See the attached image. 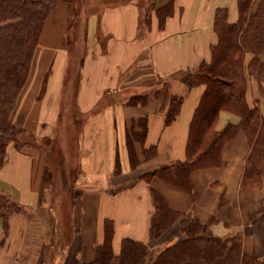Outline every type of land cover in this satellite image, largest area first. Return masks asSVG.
<instances>
[{"label": "crops", "instance_id": "obj_1", "mask_svg": "<svg viewBox=\"0 0 264 264\" xmlns=\"http://www.w3.org/2000/svg\"><path fill=\"white\" fill-rule=\"evenodd\" d=\"M169 2L174 4V13L160 28L156 10ZM82 5L78 17L70 2L59 4L51 13L12 114V121L27 134L53 137V120L60 117L62 80L70 66L64 40L76 17L77 39L86 48L76 69L73 98L75 116L83 118L76 140L79 165L75 166L80 171L70 183L67 178L72 177L73 168L65 175L59 173L60 190L66 193L68 184L72 190L64 204L63 199H54L55 178L46 164L50 152L33 144L8 147L0 162V194L20 205L21 211L11 215L7 231L0 219V264L90 263L104 242L106 220L114 223L116 254L126 238L150 244L155 211L151 188L183 214L161 243L182 238V220L197 217L218 237L239 236L245 251L264 262V174L259 190L242 188L250 154L244 132L224 146L220 167L193 173V195L158 178L150 183L142 179L146 173L186 159L190 124L205 88L189 90L181 79L196 72L202 61L211 60V46L218 40L215 12L229 7L230 20L236 21L237 0H91ZM42 88L45 95L38 99ZM158 89L162 90L160 102L126 105L131 96ZM122 93L123 101L113 99ZM171 94L183 96L185 101L177 120L166 126L161 108L165 109ZM247 97L250 106H257L264 115V86L251 80ZM144 117L149 118L145 146H156L158 153L133 170L127 127ZM239 122L238 116L221 112L216 129ZM66 153V147L60 146L58 165L68 160ZM137 153L142 158L141 145H137Z\"/></svg>", "mask_w": 264, "mask_h": 264}, {"label": "trees", "instance_id": "obj_2", "mask_svg": "<svg viewBox=\"0 0 264 264\" xmlns=\"http://www.w3.org/2000/svg\"><path fill=\"white\" fill-rule=\"evenodd\" d=\"M75 0H0V162L5 159L8 147L29 145L19 141L26 130L12 121L17 100L26 85L34 56L44 27L53 10L61 3ZM237 20H230L229 7H219L215 12L214 31L217 43L211 46V60L202 61L196 72L188 74L181 82L192 90L204 87L205 91L190 124L186 146V159L146 173L142 179L148 183L158 178L171 186L193 195L192 175L198 170L220 167L224 146L242 131L245 133L250 154L247 159L241 186L247 191L261 188L264 174V115L251 107L248 90L251 80L264 86V0H237ZM174 13V4L158 8L156 15L160 28ZM149 21V18H147ZM162 90L133 95L126 100L128 106H146L151 100L161 101ZM185 98L171 94L165 112L166 126L179 117ZM221 112L240 118L238 124H228L216 129ZM149 118L132 120L127 127L126 145L131 168L157 155L156 146L146 147ZM142 146V158L137 153ZM33 146V145H32ZM117 162L116 173L119 174ZM155 207L151 218L150 238L158 240L183 216L173 210L164 196L151 188ZM21 211V206L0 194V219L7 231L11 215ZM212 223L215 219H212ZM184 236L167 246L150 260L148 243L126 238L120 253L113 249L114 223L105 222L104 242L96 249L92 262L87 264H264L244 249L239 236L221 238L212 233L208 224L197 217H186L180 224Z\"/></svg>", "mask_w": 264, "mask_h": 264}, {"label": "rangeland", "instance_id": "obj_3", "mask_svg": "<svg viewBox=\"0 0 264 264\" xmlns=\"http://www.w3.org/2000/svg\"><path fill=\"white\" fill-rule=\"evenodd\" d=\"M91 0H75L72 4L75 6L76 10V17L79 16V13L82 11L80 9V6H84L88 4ZM75 17V18H76ZM75 18H73L70 22V26L68 27V34L66 36V39L64 40V46L69 52V59H70V66L66 74L63 78V85L64 88L61 90L60 95L62 96V103L59 111V115L57 120L56 118L53 120V125L51 127V130H53V137H44V138H35L33 135L24 134V136H21L19 138V141L22 143H30L29 145L25 146H38L37 148L42 149L43 151L50 152L47 159V167H49V172L53 174L55 178V182H53L52 186L54 187L55 191V200L61 202L63 199L64 204L68 202L65 201V198H68L71 194V185L68 184L67 192H63V190H60V186L58 185V179H59V173H70L72 172L71 168H73V174H69V177L67 178V183H70L71 181L74 182L76 176L79 174L80 168L78 167V162L76 161V140L78 138L79 131L81 129V123L83 119L82 117L78 116V118L75 116V106L73 102V98L76 95L77 88L75 87L76 82V69L77 66L81 65V62L83 58L85 57L86 48L83 44V40L77 39V32H78V24L77 21H75ZM65 81V83H64ZM157 91V90H156ZM155 92V91H154ZM153 92V93H154ZM114 94V92H113ZM45 95V90L42 88V91L40 93L39 97ZM124 95L122 94H115L114 98H117L119 101L123 99ZM107 98V97H106ZM105 98V99H106ZM107 100H111V98H107ZM39 101V100H38ZM123 101V100H122ZM57 121V122H56ZM62 132L64 133V136L62 135ZM57 133L56 138L54 137ZM64 145L66 147L67 151V157L68 160L62 164L60 163L58 165V155H59V148L60 146ZM50 148V149H49ZM49 150V151H48ZM74 158V160H72ZM78 164L77 166H75ZM72 165V166H71ZM74 180H73V179ZM170 231V230H169ZM167 231L163 236L171 234V232ZM184 236V235H182ZM161 239V238H160ZM155 240L152 241L149 246L151 247L150 251V260H154L159 253L164 250L167 246H170L171 244L175 243L176 241L171 242V240L167 242H160L161 240ZM150 264V263H149Z\"/></svg>", "mask_w": 264, "mask_h": 264}]
</instances>
